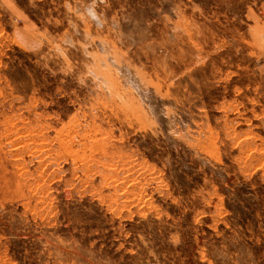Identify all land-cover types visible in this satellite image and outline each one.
<instances>
[{"label": "rangeland", "instance_id": "374dc122", "mask_svg": "<svg viewBox=\"0 0 264 264\" xmlns=\"http://www.w3.org/2000/svg\"><path fill=\"white\" fill-rule=\"evenodd\" d=\"M0 264H264V0H0Z\"/></svg>", "mask_w": 264, "mask_h": 264}]
</instances>
